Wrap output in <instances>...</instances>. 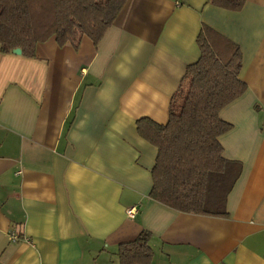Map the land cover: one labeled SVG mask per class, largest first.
Masks as SVG:
<instances>
[{
  "label": "crops",
  "instance_id": "crops-1",
  "mask_svg": "<svg viewBox=\"0 0 264 264\" xmlns=\"http://www.w3.org/2000/svg\"><path fill=\"white\" fill-rule=\"evenodd\" d=\"M203 27L238 46L246 85L219 113L241 164L224 216L149 197L157 148L137 131L167 122ZM142 231L147 264H264V0H127L97 43L0 51V264H121Z\"/></svg>",
  "mask_w": 264,
  "mask_h": 264
},
{
  "label": "trees",
  "instance_id": "trees-1",
  "mask_svg": "<svg viewBox=\"0 0 264 264\" xmlns=\"http://www.w3.org/2000/svg\"><path fill=\"white\" fill-rule=\"evenodd\" d=\"M218 2L219 0H212ZM127 0H0V51L20 48L33 57L36 46L54 38L59 46L77 48L86 36L97 43ZM238 8L242 0H220ZM200 56L185 68L173 93L165 124L142 118L139 135L157 148L152 169V199L178 211L226 215V196L241 171L239 162L223 157L218 137L231 125L221 109L246 90L239 78L237 45L203 27L197 39ZM150 233L121 244V264H147Z\"/></svg>",
  "mask_w": 264,
  "mask_h": 264
},
{
  "label": "built area",
  "instance_id": "built-area-1",
  "mask_svg": "<svg viewBox=\"0 0 264 264\" xmlns=\"http://www.w3.org/2000/svg\"><path fill=\"white\" fill-rule=\"evenodd\" d=\"M135 210H136V209H135L134 207L129 208V209L127 210V214H128L129 216L133 217L134 214H135ZM11 238H12V239H15V236H14L13 234H11Z\"/></svg>",
  "mask_w": 264,
  "mask_h": 264
},
{
  "label": "water",
  "instance_id": "water-1",
  "mask_svg": "<svg viewBox=\"0 0 264 264\" xmlns=\"http://www.w3.org/2000/svg\"><path fill=\"white\" fill-rule=\"evenodd\" d=\"M14 53L20 54L21 53V49L20 48H16L14 50H12Z\"/></svg>",
  "mask_w": 264,
  "mask_h": 264
}]
</instances>
